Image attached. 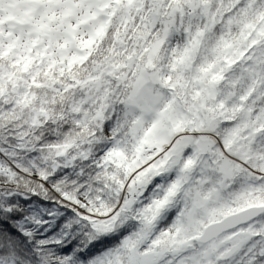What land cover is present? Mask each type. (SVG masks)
I'll return each mask as SVG.
<instances>
[{"label":"snow or ice","instance_id":"6c2138e0","mask_svg":"<svg viewBox=\"0 0 264 264\" xmlns=\"http://www.w3.org/2000/svg\"><path fill=\"white\" fill-rule=\"evenodd\" d=\"M0 264H264V0H0Z\"/></svg>","mask_w":264,"mask_h":264}]
</instances>
